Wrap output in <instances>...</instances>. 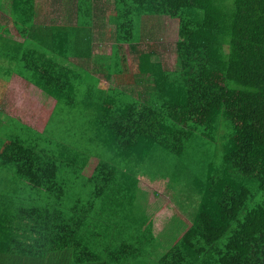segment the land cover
<instances>
[{
    "label": "trees",
    "instance_id": "16d2710c",
    "mask_svg": "<svg viewBox=\"0 0 264 264\" xmlns=\"http://www.w3.org/2000/svg\"><path fill=\"white\" fill-rule=\"evenodd\" d=\"M115 2L114 77L119 84L127 76L141 80L142 89L102 104L101 137L110 158L96 166L82 170L62 156L58 145L66 137L58 115L51 119L52 134L49 129L44 136L55 151L45 142L39 149L41 139L4 144L0 264H130V258L143 264H264V0ZM156 15L178 20L173 67L157 43L140 44V19ZM127 47L135 58L131 72ZM35 69L34 81L56 98L57 111L70 102L95 104L89 101L94 86L88 93L82 76L62 63ZM194 134L221 146V154L192 155L196 176L185 181L196 198L190 225L157 261L144 252V230L129 231L132 238L103 255L98 246L106 229L124 221L119 212H107L110 220L102 226L104 194L113 190L115 197L135 199L141 173L181 182L183 161L176 158L185 156ZM165 152L173 155L170 163ZM201 156L207 160L202 171L196 162ZM120 161L126 164L122 178ZM68 194L74 199L68 201ZM98 199L104 209L96 214ZM152 219L146 217L150 239Z\"/></svg>",
    "mask_w": 264,
    "mask_h": 264
},
{
    "label": "crops",
    "instance_id": "0c3cea01",
    "mask_svg": "<svg viewBox=\"0 0 264 264\" xmlns=\"http://www.w3.org/2000/svg\"><path fill=\"white\" fill-rule=\"evenodd\" d=\"M115 6V0H0V154L4 144L12 139H41L39 149H42L44 142H48L44 136L48 137L49 129L52 134V117L58 115L63 121L68 109V118L76 126L77 139L72 142L64 132L66 140L58 145L62 156L68 162L74 160L72 163L81 165L82 170L110 158L107 157L110 147H104L101 137L104 132L102 104L116 102L120 95L136 96L142 89L141 80L137 84L127 76L122 77L127 83L119 84L116 82L120 78L114 77V71L118 74V63H114L113 57ZM130 52L127 47L129 72L135 65L134 60L130 61ZM60 63L82 76L88 93L94 86L89 101L95 104L81 103L78 106L70 102L71 105L63 111H57L56 98L39 87L33 79V71L36 65L56 66ZM72 98L75 100V96ZM86 99L80 98V101ZM98 102H101V107H98ZM69 130L72 137L73 125ZM77 140L86 144L84 148ZM89 144L95 150L85 148ZM46 147L55 151V144H46ZM166 178L169 177L160 174L155 178L149 174L138 175V195L130 203L131 207H137L135 213L130 212L127 197H115L117 191L111 192L113 190L104 194L106 210L101 214L102 226L110 220L107 212L117 213L123 206L128 211L122 214L124 221L120 226L106 229L105 239L102 238L98 246L103 255L112 254L132 238L129 231L144 230L149 237L144 252L148 253L150 261H157L190 225V212H182L177 207L173 209L175 204L167 201L169 195L172 199L169 188L175 186L166 184L164 188ZM155 183L163 185V191L155 190ZM3 192L0 190V195ZM96 204L95 213H101L104 206L100 199ZM147 216L153 217L150 227L152 239L148 236ZM141 259L130 258L129 261L130 264H143Z\"/></svg>",
    "mask_w": 264,
    "mask_h": 264
},
{
    "label": "rangeland",
    "instance_id": "374dc122",
    "mask_svg": "<svg viewBox=\"0 0 264 264\" xmlns=\"http://www.w3.org/2000/svg\"><path fill=\"white\" fill-rule=\"evenodd\" d=\"M178 20L171 18L169 16L166 15H156V16H145L144 18L140 19V23H139V40H140V44L142 43L143 45H145V42H154L158 44V51L161 54L162 60L165 61L166 63H168L170 66H174L176 63V58H175V44H176V40L178 39L179 35H178ZM130 55V61H132L134 58V54L132 56V53H129ZM67 116L66 118L63 119V121H61L60 123V128L61 130H63L65 132V136L69 137L72 142H75L77 139V130H76V126L69 120L68 116H69V112L68 109L65 111ZM73 125V136H70V126ZM206 139L201 137L199 134H194L192 136V138L189 140V142L187 143L188 148H186V154L185 156H180L177 157L176 159L182 160L183 163L181 166H179L180 169L183 170V173H179V176L182 178L181 182L175 183L176 181L171 179L169 181V178H166L164 180V188L166 184H168L169 186L171 184H173L172 186L174 187L169 188L170 189V194L173 193V196H175V198L171 199L170 195H169V199H167V201H171L170 203H172L171 205H174V208H178L180 211L182 212H190L192 214H195L196 212V201H195V197L192 194L191 190V185L187 186L185 184L186 180H190L191 178L195 177V171L192 168V163L193 162V154L195 152L198 153H202L204 152L206 157L207 154L208 155H214L215 157L213 159H216V156H218V158H220V154H221V146H217L214 145L212 142L208 141L205 143ZM78 144H81L82 147L84 148V146L86 145L83 141H79L77 140ZM92 150H95L94 147H92L90 144L87 145L85 148H90ZM164 155L166 156V163H170V161L173 159V155L170 154L169 152H165ZM188 155V165H186V156ZM202 158H198L196 160L198 165V168L200 171H202L204 169L205 166V161L206 158L201 156ZM195 165V164H194ZM176 166V165H175ZM185 166V167H184ZM177 167V166H176ZM116 169H117V177L121 178L123 177V171L124 169H126V166L123 165L122 163H118L116 164ZM165 170H167L166 168H163ZM133 176V175H131ZM163 185H159V183H155V190H160L163 191ZM161 186V187H160ZM186 188V190H185ZM124 191V190H122ZM193 191V190H192ZM194 192V191H193ZM129 193V192H128ZM68 197H66L68 199V201H71L72 197L69 196V194L67 195ZM125 200V199H124ZM174 200V201H173ZM131 200L129 199L127 202L130 204ZM180 205H182L180 207ZM195 206V207H194ZM185 207V208H182ZM129 208V207H128ZM131 208V207H130ZM182 209V210H181ZM195 209V212H194ZM137 210V207L134 209H130V212H134ZM128 210H126L125 208H121L118 212H119V216H122V214L124 212H126ZM185 214V213H184ZM186 215V214H185ZM181 216V215H179ZM188 216V215H187ZM194 217V215L192 216ZM192 222V219H191Z\"/></svg>",
    "mask_w": 264,
    "mask_h": 264
}]
</instances>
